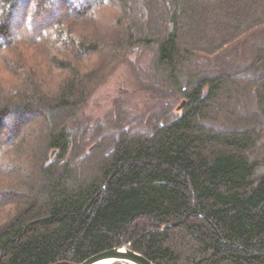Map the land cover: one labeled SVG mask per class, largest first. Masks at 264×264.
I'll use <instances>...</instances> for the list:
<instances>
[{
	"label": "trees",
	"instance_id": "obj_1",
	"mask_svg": "<svg viewBox=\"0 0 264 264\" xmlns=\"http://www.w3.org/2000/svg\"><path fill=\"white\" fill-rule=\"evenodd\" d=\"M143 50L146 119L80 134L98 84ZM124 244L264 264V0H0V264Z\"/></svg>",
	"mask_w": 264,
	"mask_h": 264
},
{
	"label": "rangeland",
	"instance_id": "obj_2",
	"mask_svg": "<svg viewBox=\"0 0 264 264\" xmlns=\"http://www.w3.org/2000/svg\"><path fill=\"white\" fill-rule=\"evenodd\" d=\"M112 10L111 6L103 9L102 13L104 14L102 16L110 15L109 13ZM20 24L26 26L24 21H21ZM151 57V50H143L140 55L136 54L132 60L119 63L98 84L82 111L80 120L82 132L80 134H84L87 138L91 137L98 129V125L103 124V127H105L106 119L110 113H118V111L124 120V124L122 125H129L132 122L144 121L146 119L150 111L151 101L149 99L150 95L142 87L143 82L148 81L147 76L143 75L142 72L145 70V73H147ZM244 100L247 101L246 99ZM159 101L162 102L161 100ZM182 101L183 98L176 101L177 104L175 102L176 105H173L174 111L181 110L178 109V106ZM253 108L254 106L250 109L247 105H242L239 110L243 114H246L254 110ZM93 143L91 141L88 146L91 147ZM54 153L52 152V154ZM115 264L119 263L116 262Z\"/></svg>",
	"mask_w": 264,
	"mask_h": 264
},
{
	"label": "water",
	"instance_id": "obj_3",
	"mask_svg": "<svg viewBox=\"0 0 264 264\" xmlns=\"http://www.w3.org/2000/svg\"><path fill=\"white\" fill-rule=\"evenodd\" d=\"M186 100H183L178 106L181 109L185 105ZM55 150H53L54 153ZM99 261L112 262H128L130 264H156L143 253L134 250L129 244L115 246L113 248L101 251L79 264H94ZM56 264H71L70 262H58Z\"/></svg>",
	"mask_w": 264,
	"mask_h": 264
},
{
	"label": "bare ground",
	"instance_id": "obj_4",
	"mask_svg": "<svg viewBox=\"0 0 264 264\" xmlns=\"http://www.w3.org/2000/svg\"><path fill=\"white\" fill-rule=\"evenodd\" d=\"M116 262H110V263H107L106 261H99V262H96L94 264H115Z\"/></svg>",
	"mask_w": 264,
	"mask_h": 264
}]
</instances>
